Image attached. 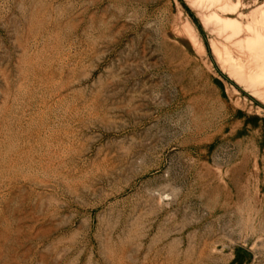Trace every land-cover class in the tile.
Listing matches in <instances>:
<instances>
[{"label": "rangeland", "instance_id": "rangeland-1", "mask_svg": "<svg viewBox=\"0 0 264 264\" xmlns=\"http://www.w3.org/2000/svg\"><path fill=\"white\" fill-rule=\"evenodd\" d=\"M211 30L188 0H0V264H264V90Z\"/></svg>", "mask_w": 264, "mask_h": 264}, {"label": "bare ground", "instance_id": "bare-ground-1", "mask_svg": "<svg viewBox=\"0 0 264 264\" xmlns=\"http://www.w3.org/2000/svg\"><path fill=\"white\" fill-rule=\"evenodd\" d=\"M188 3L198 11L205 26L225 41L217 51L222 63L235 76L264 90V6L254 9L249 18L243 20L239 11L244 5L242 0H188ZM230 45L245 60L236 62L231 56L235 50Z\"/></svg>", "mask_w": 264, "mask_h": 264}]
</instances>
